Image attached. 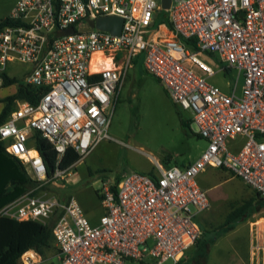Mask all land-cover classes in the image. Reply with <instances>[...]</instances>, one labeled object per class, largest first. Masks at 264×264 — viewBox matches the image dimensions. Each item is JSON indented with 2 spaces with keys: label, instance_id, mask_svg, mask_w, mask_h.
<instances>
[{
  "label": "built area",
  "instance_id": "built-area-1",
  "mask_svg": "<svg viewBox=\"0 0 264 264\" xmlns=\"http://www.w3.org/2000/svg\"><path fill=\"white\" fill-rule=\"evenodd\" d=\"M161 0H16L0 25V74L16 61L29 65L25 83L43 88L37 101L17 98L0 139L31 176L40 181L0 207L16 219H52L57 264H176L200 236L194 219L209 205L196 180L207 166L224 167L264 196V0H170L168 21L153 25ZM120 15L121 30L90 26L86 18ZM73 31L56 35L68 26ZM145 69L172 100L192 112L201 153L186 165L163 166L154 174L125 171L102 181L104 208L89 221L70 195L60 201L43 183L50 174L29 143L38 130L57 153L67 146L85 156L102 138L123 79L139 53ZM200 52L214 53L237 71L223 90L208 77L215 68ZM192 63L202 72L196 71ZM238 80H241L238 87ZM79 158V159H80ZM72 165V164H71ZM251 264H264V228Z\"/></svg>",
  "mask_w": 264,
  "mask_h": 264
},
{
  "label": "rangeland",
  "instance_id": "rangeland-1",
  "mask_svg": "<svg viewBox=\"0 0 264 264\" xmlns=\"http://www.w3.org/2000/svg\"><path fill=\"white\" fill-rule=\"evenodd\" d=\"M12 1L14 0H0V16L10 8ZM199 57L215 69L222 67L214 53L200 52ZM192 66L196 71L202 72L195 64L192 63ZM26 68L27 63L20 61L8 65L6 74L16 78L12 83L4 84L0 75V110L6 104V98L15 92L17 84L24 82ZM208 78L221 88L228 89L236 75L231 69L228 72L216 71ZM240 83L241 80H238V87ZM182 119L189 126L183 125ZM107 132L110 137L99 140L85 156L68 167L63 178L47 186L60 201L73 195L89 221L97 219L103 212L99 196L103 180L115 181L121 173L130 170L155 173L157 161L165 167L182 165L198 155L206 145L205 138L197 133L192 122L191 110L176 104L163 84L145 69L142 52L135 56L123 79ZM216 170L217 167L207 166L197 175V180L209 199V205L195 216L205 230L204 237L211 235L216 226L224 223L228 212L237 210L232 214L233 218L229 216L226 225L221 227L229 230L222 233L215 244L210 245L207 264H246L247 246L241 240L246 233V222L237 223L234 219L242 212H251L253 193L247 186L242 188L236 185L235 180L218 177ZM235 190L238 193L235 194ZM247 200L250 201L240 205ZM258 215L259 212H256L249 217ZM51 221V218L46 219L48 223ZM232 224L237 228L236 231L231 228ZM237 234L240 241L233 244L232 239ZM202 244L204 240L201 241L200 245ZM138 262L129 258L125 261L126 264Z\"/></svg>",
  "mask_w": 264,
  "mask_h": 264
},
{
  "label": "trees",
  "instance_id": "trees-1",
  "mask_svg": "<svg viewBox=\"0 0 264 264\" xmlns=\"http://www.w3.org/2000/svg\"><path fill=\"white\" fill-rule=\"evenodd\" d=\"M162 21H168L167 12L164 9L156 11L153 25ZM1 23L2 18H0V25ZM224 69L226 72L230 70V68L225 66ZM0 75L4 84L16 81L15 77L8 76L6 72ZM42 89L40 86L19 82L15 92L6 98V104L0 110V123L6 120L13 109L15 99L27 98L35 102L38 100ZM181 121L183 125L189 126L186 120L182 119ZM29 143L35 146L42 155L48 174L51 173L55 166L66 168L80 158L79 153L72 146H67L57 162L55 149L52 148L48 140L38 130L32 132ZM118 179L119 176L115 180L117 181ZM39 183L40 181L31 176L26 166L17 156L6 151L4 141L0 139V207ZM48 184L49 182L41 184L39 189H47ZM256 193L262 198L257 191ZM247 202L245 201L240 205L242 206V204L244 205ZM236 210L237 208L230 211L231 217H233L232 214ZM240 214H243V212ZM227 222L228 220L222 226H225ZM54 244L52 222H42L36 219L19 220L0 214V264H20L19 258L26 250L33 249L42 254L46 249L53 247Z\"/></svg>",
  "mask_w": 264,
  "mask_h": 264
},
{
  "label": "crops",
  "instance_id": "crops-1",
  "mask_svg": "<svg viewBox=\"0 0 264 264\" xmlns=\"http://www.w3.org/2000/svg\"><path fill=\"white\" fill-rule=\"evenodd\" d=\"M15 1L16 0L12 1V4L10 5V8L7 9V11L5 13H3L0 16V18L4 17L5 15H7L9 13V11L11 10V8L14 5ZM222 66H223V64H222ZM28 68H29V65L27 64L26 70ZM223 70H225L224 67L223 68L221 67V68L215 69V72L216 71L220 72V71H223ZM230 70H231V68H230ZM234 72H235V75H236L237 71L234 70ZM229 87L231 88L232 86L230 85ZM230 88H228V89H223L222 88V89L228 91ZM204 147H205V145L201 148L200 153L204 149ZM198 155H196L195 157H192L190 160L186 161L185 163H183L182 165H179V166L186 165L187 163L192 161L194 158H196ZM76 162H77V160L75 162H73L72 164H75ZM214 167H216V166H214ZM216 173H217L218 177H221L224 180H235V184L236 185L238 184L239 186H242V188H245L247 186V189L251 190L252 193H253V195H252L253 196V201L247 200V201H250V202L253 203L252 208H251V212L250 213H244L243 212V214L238 215L234 219L237 223H239V221L240 222H246L245 223L246 227H247L246 228V233L244 234L245 236L243 237V239L241 238V240L244 241V243L247 246V262H246V264H251L253 262L254 257H255V252L253 250V246H254L256 241L260 240L259 238L261 236H259V232H260V230L262 228H264V198H263L264 196L261 195L262 198L259 197L257 195V193H256V190L254 188H252L250 185L245 183L238 176L232 174L228 169H226L224 167H217ZM149 174H151V173H149ZM197 175H198V173H197ZM197 175H196V180H197ZM197 182H198V180H197ZM63 184L64 183H62V185ZM198 184L200 185L199 182H198ZM236 189H237V187H236ZM236 192L238 193L237 190H235V194H236ZM103 211H104V209H103ZM199 212L200 211L195 212L194 219H195V216ZM256 212H259L258 216H254L252 218L249 217L251 214H255ZM228 213H229L228 214V218H229V216H231V212H228ZM99 217L97 219L93 220V221H90V222L93 223V224L97 223L98 220H99ZM228 218L225 221H227ZM230 218H233V217H230ZM243 220H245V221H243ZM195 221H196V219H195ZM225 221H224V223H225ZM196 223H197V225H198V227L200 229V236H199L197 242L194 243V245H190L185 250L184 255L181 256V258L179 259L178 262H176V264H182V262H184V264H207V252L210 249V245L211 244H215L218 241V239L222 236V233H224L225 231L229 230L227 228H221L222 224H224V223H221L218 226H216V227H218L217 229H216V227L214 228V232L211 235H207L206 237H204L205 236L204 228H202L201 225H199V223L197 221H196ZM231 226H232L231 228H233L234 231L237 230V228L234 227L235 226L234 224H232ZM214 236H216V238H214ZM240 236H241V234H240ZM202 240H204V244L200 245ZM238 241H240L239 234L234 236V238L232 239V243L236 244V243H238ZM58 260H59V258H58V250H57V247H56L55 244L53 245V247H51L49 249H46L44 251V253H42V254L36 252L33 249H28L25 252H23L21 254L20 258H19L20 264H57ZM140 263L141 262L139 261L138 264H140Z\"/></svg>",
  "mask_w": 264,
  "mask_h": 264
},
{
  "label": "water",
  "instance_id": "water-1",
  "mask_svg": "<svg viewBox=\"0 0 264 264\" xmlns=\"http://www.w3.org/2000/svg\"><path fill=\"white\" fill-rule=\"evenodd\" d=\"M170 0H161L160 7L157 10L167 9L169 6ZM88 24L90 26H96L103 29H109L114 33H119L122 26L123 18L120 15H101L96 17L95 19L86 18ZM74 26L70 25L68 27L63 28L62 30L58 31L56 35H62L64 33L73 31Z\"/></svg>",
  "mask_w": 264,
  "mask_h": 264
}]
</instances>
